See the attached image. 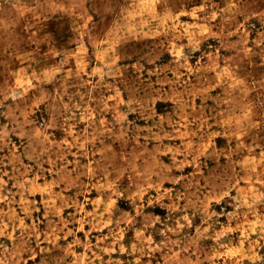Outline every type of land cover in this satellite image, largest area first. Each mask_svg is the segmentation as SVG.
I'll return each instance as SVG.
<instances>
[{
  "label": "rangeland",
  "instance_id": "obj_1",
  "mask_svg": "<svg viewBox=\"0 0 264 264\" xmlns=\"http://www.w3.org/2000/svg\"><path fill=\"white\" fill-rule=\"evenodd\" d=\"M0 264H264V0H0Z\"/></svg>",
  "mask_w": 264,
  "mask_h": 264
}]
</instances>
